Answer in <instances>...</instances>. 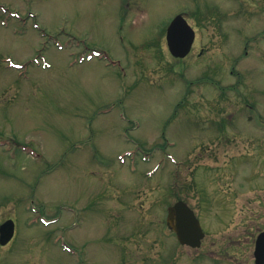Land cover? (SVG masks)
<instances>
[{
	"label": "rangeland",
	"instance_id": "rangeland-1",
	"mask_svg": "<svg viewBox=\"0 0 264 264\" xmlns=\"http://www.w3.org/2000/svg\"><path fill=\"white\" fill-rule=\"evenodd\" d=\"M128 2L0 0V264H188L166 209L192 185L257 188L264 222V0Z\"/></svg>",
	"mask_w": 264,
	"mask_h": 264
},
{
	"label": "flooded vegetation",
	"instance_id": "flooded-vegetation-1",
	"mask_svg": "<svg viewBox=\"0 0 264 264\" xmlns=\"http://www.w3.org/2000/svg\"><path fill=\"white\" fill-rule=\"evenodd\" d=\"M164 37L166 40V32ZM254 158L262 160L260 155ZM209 188L211 193L207 192ZM209 188H191L190 206L195 210L204 234L196 246L180 243L176 259L181 262L188 260V264H264V255H257L258 240L264 233V222L256 218L260 215L250 213L251 208L248 206L255 198L261 201L258 189H241L233 185ZM248 190L255 192L249 194ZM245 200L251 202L246 204ZM207 206L210 208L209 214H203V208ZM205 216L209 217L206 219Z\"/></svg>",
	"mask_w": 264,
	"mask_h": 264
},
{
	"label": "water",
	"instance_id": "water-1",
	"mask_svg": "<svg viewBox=\"0 0 264 264\" xmlns=\"http://www.w3.org/2000/svg\"><path fill=\"white\" fill-rule=\"evenodd\" d=\"M167 29V40L174 56L184 57L192 47L195 31L182 14H177ZM170 226L178 233L183 243L196 245L203 234L199 220L191 208L183 201L169 208L167 219ZM15 223L8 219L0 225V243L6 244L14 236ZM257 255H264V233L260 235L257 245Z\"/></svg>",
	"mask_w": 264,
	"mask_h": 264
}]
</instances>
